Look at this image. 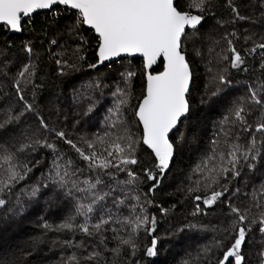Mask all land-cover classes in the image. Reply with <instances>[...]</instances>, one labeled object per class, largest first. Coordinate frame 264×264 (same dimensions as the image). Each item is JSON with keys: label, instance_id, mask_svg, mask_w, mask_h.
Segmentation results:
<instances>
[{"label": "snow or ice", "instance_id": "obj_1", "mask_svg": "<svg viewBox=\"0 0 264 264\" xmlns=\"http://www.w3.org/2000/svg\"><path fill=\"white\" fill-rule=\"evenodd\" d=\"M213 7V0H0V25L12 32L23 31L24 21L31 22L39 10H44L53 21L64 11L74 15L69 32L78 36L79 43L72 49V55L79 61L85 60L81 52L89 41L80 33L88 30L94 40L95 59V63L88 64L90 69L105 62L110 69L114 60L125 56L141 58L139 95H133L137 71L130 64L121 65L124 71L112 92L113 104L102 121V131L90 136L80 134L74 140L73 133L55 123L50 126L34 102L25 100V88L40 87L34 84V79L39 73L41 53L34 50L32 41L22 44L27 62L20 61L13 78L21 110L13 115L11 107L4 109L0 129L20 121L27 113L33 115L37 126L20 138L12 137L11 144L7 140L0 142V208L7 207L15 194L14 206L8 212L22 213L25 204L21 198L35 199L41 194V186L45 191L51 187L53 197L59 194L70 201L71 210L63 219L55 224L44 220L40 225L45 232L81 234L80 240L62 241L65 247L74 250L62 257L60 264H118L121 259L123 264H155L148 258L158 255L160 238L156 235V216L148 215V206L154 204L155 192L163 186L177 145L184 137L179 131L180 121L187 119L191 109L195 75L185 46L197 35ZM225 7L232 19H221L217 24L248 19L240 15L235 0H226ZM261 7L264 8V2ZM254 35L245 36V41L252 40ZM235 36L233 32L221 38L226 49L216 52L217 67L212 66L211 59L206 64L205 94L224 96L226 106L214 123L208 149L192 169L197 179L193 180L190 174L186 190L180 189L192 202L189 215L193 218L201 213L207 215L220 205L221 222L210 229L202 226L214 235L199 246L195 256L189 254L190 258L182 259L180 264H246L243 246L255 240V236L249 239V233L257 230L258 264H264V36L260 37L261 42L253 40L252 47L243 53L234 44ZM48 43L56 45L58 41L53 38ZM219 43L214 41V46ZM194 50L200 55L199 50ZM257 50L258 67L250 69L248 57L255 58ZM56 64L61 69L60 75L65 74L63 69L76 67L69 60L57 59ZM233 71L238 74L251 71V79L236 80L235 86L245 91L227 99L234 86L230 78ZM93 79L95 84L89 81L73 92L75 104L88 103L85 115L95 103L91 92L101 86L99 77ZM126 110L131 113V120ZM254 112L259 115L249 123L248 117ZM174 132L178 133L175 143ZM249 133L246 139L242 135ZM57 140L67 145V150L59 148ZM41 149L51 150L49 167L35 183L17 189L33 168L42 165V161L33 164L28 158ZM69 151L83 162L82 166L77 165ZM141 154L147 156V166L141 164ZM249 185L251 190L245 191ZM156 207L165 215L170 210ZM185 227L192 229L197 225L189 221ZM141 233L151 237L150 243L141 244ZM105 252L111 254V259L105 257Z\"/></svg>", "mask_w": 264, "mask_h": 264}, {"label": "trees", "instance_id": "obj_2", "mask_svg": "<svg viewBox=\"0 0 264 264\" xmlns=\"http://www.w3.org/2000/svg\"><path fill=\"white\" fill-rule=\"evenodd\" d=\"M262 2H264V0H235V3L239 6L240 15L248 17V19L236 20L233 23L221 26L217 24V21L221 19L231 20V13L230 10L225 7L226 0H213V10L205 16V20L202 26L199 27L198 33L194 38L198 40L212 26L214 31L218 34L222 32L224 36L226 33L235 32L236 36L233 38L234 44L236 48L243 53L246 48L252 47L253 40L261 42L260 37L264 36V17L261 16V13H264V8L261 7ZM192 11L195 14L197 12L195 9ZM74 21L75 16L68 14L67 11H64L55 21H53V18L46 12L36 13L31 22L28 20L24 21L22 26L23 31L20 33L9 34L8 30L0 26V46H3L6 52L15 55V58L18 59V63H20L22 58L25 57V53L22 51V44L27 41H32L34 50L41 53L39 59V73L34 79V84L40 85V87L36 89H33L31 86L25 88L24 91L28 90L25 92L23 91L25 100L29 103L34 102L35 106L42 112L45 120L49 122L50 126L55 123L58 128H63L67 132L73 133L72 139L75 140L78 139L80 134H88L90 136L94 130L95 133L102 131V121L108 114V108L112 106L109 101L114 99L111 92L115 90L116 83L120 80V73L124 70L121 65L125 63L127 65L130 64L132 69L137 71V75L133 78V95H139L142 86L139 70L142 67V63L139 58H121L113 61L110 69L108 63H105L103 66H98L96 69H90L88 64L95 63L92 33L86 29L81 31L80 35L88 39L89 43L84 46L85 50L81 52V55L85 56V60H77L72 55V49L79 43V39L77 35L69 32V25L73 24ZM253 33H255V35L252 40L246 42L245 36L252 35ZM189 36H191L190 30ZM53 38H55L58 43L56 45H49L48 42ZM61 46H63V48ZM185 47H187V45ZM61 52H65V54L61 56ZM186 55L192 65V70L195 75V87L190 97L191 109L190 113L187 115V119H182L179 124V131L184 133L183 140L177 145L176 154L170 162V168L167 170V176L164 178L163 186L155 192L154 204L148 207V215H155L157 222H164V220L175 219L176 216H179L178 224L182 221L187 223L189 221L195 222L203 218L205 220H211L219 225L221 222V217L218 214L220 205L214 206L212 210L208 211L207 215L201 213L193 218L189 215V213L192 212V202L185 196L184 191H180V189L186 190L189 183L187 177L192 174L194 165L208 149V144L212 139L214 131V123L223 115L226 106L224 96L216 98L205 94L206 76L203 67L198 59L187 52V48ZM254 56L255 58L252 56L248 57L250 69L258 67L259 50H257ZM57 59L69 60V62L74 63L76 67L75 69L65 68L63 69L65 74L60 75L61 69L58 68L56 64ZM153 70H156V67ZM103 73H106L104 83H101L99 90H93L91 92L95 103L91 111H88L85 115L88 103L75 104L73 102V92L76 89H80L81 85H86L87 82L83 84H78L77 82L81 79V76L85 75V77H87L93 74ZM230 78L233 79L234 86L228 91L227 99H231L233 95H240L245 91L244 88L235 86V81L251 79V71L247 74L243 72L238 74L233 71L230 74ZM121 86L123 85L121 84ZM11 88L13 93H15L14 88L12 86ZM34 91L35 97H33ZM13 96L15 98V95ZM202 100L204 101L203 103L201 102ZM133 103H135L134 100ZM207 110H209V112ZM11 111L13 115L17 113L15 109ZM27 114H30V117L26 120V123H24V120L20 123L21 119L13 127L11 125H6L3 129L0 141L7 140L9 144H11L12 137L20 138L22 133H30V130H34L37 126L36 121L31 113ZM203 114H208V116L203 118ZM126 115L129 120L132 119L131 113L127 112V110ZM257 115H259L258 112H254L250 115L248 117L249 123H252ZM3 119L4 114L0 113V122H2ZM73 125H75V127H73ZM177 134L176 132L172 134L174 143ZM242 135H244L246 139L247 135H250V133ZM56 143L62 150H67L68 146L64 145L62 141L57 140ZM194 145V149L189 148V146ZM69 155L77 162L78 166L83 165V162L78 160L74 152L69 151ZM28 158L33 164L36 160H40L42 161V165H37L33 168L32 173L26 177L25 181H21L16 186L17 189L23 187L25 184L31 185L36 182L41 172L49 167L48 161L52 159L51 150H38L37 153H32ZM140 160L141 164L145 166L149 163L147 156L144 154H141ZM121 178H123V176H121ZM192 178L195 180L197 176L192 174ZM256 182H259L258 178ZM12 197V203L5 208H0V264H51V258L54 254L51 252L49 244L46 242L44 244L46 233L45 230L40 227L42 223L39 219V215L42 213L43 208H50L53 205L62 204L63 198L59 194L53 197V190L51 187L45 191L41 186V194H38V196L31 201L29 199L25 200V202L30 203V205H25V211L18 215H13L8 212V208L13 207L15 203V194H13ZM43 203L46 205H43ZM156 205L170 210L166 215L162 214ZM173 205H175V207H172ZM60 206L54 211L56 216H60L61 212H64L63 209L60 210ZM34 210L38 211L34 212ZM45 214L47 215V213ZM60 218H62V216H60ZM9 219L12 220L1 229L4 222ZM249 219H251V216ZM253 236H255V240H260L258 230L256 233H249V239H252ZM150 239L151 237H149L148 243H150ZM24 243H32V245L37 244L38 247L24 250L22 247ZM109 244H111V242H109ZM248 246L249 243L243 246V253L246 255V264H251L250 259L252 258H254V264H258V251L260 245H257L255 249L253 247L248 249ZM255 250L257 251L256 253ZM188 257L190 258L189 255ZM154 258L155 257L148 259L153 261ZM176 262L177 259L174 255H168L164 258H160L159 262H155V264H175Z\"/></svg>", "mask_w": 264, "mask_h": 264}, {"label": "rangeland", "instance_id": "obj_3", "mask_svg": "<svg viewBox=\"0 0 264 264\" xmlns=\"http://www.w3.org/2000/svg\"><path fill=\"white\" fill-rule=\"evenodd\" d=\"M222 37H224L223 33L221 32V34H218L216 31L213 30V26H212L198 40H196V38H192L188 40V43L186 44L187 52L191 53L196 59L199 60L201 66L203 67V71L206 77L208 75V73L206 72V64L209 61V59L213 61L212 66L217 67L218 65H216L215 63L216 52H219L222 49H226V43L221 39ZM217 40H219L220 43L219 45L214 46V41ZM209 48H213V51L211 53L209 52ZM194 49L199 50L200 55H197ZM0 51L3 52V54H0V113L4 114V109L9 107H11V110L15 109L16 112H19L21 110V106L17 102L16 97L14 98L13 95H15V93H13L11 86L13 87V78L15 77L16 72L18 68L21 66V64L18 63V59L15 58L16 56L11 55L10 52H6L3 46H0ZM22 60L24 62H27L26 54L25 57L22 58ZM124 65L127 64L125 63ZM105 75L106 73L93 74L87 77H85V75L84 76L80 75L81 79H79L77 83L83 84L84 82L88 83L89 81H92V83L95 84L96 81L93 78L96 77H99L100 82L104 83ZM21 87L23 88V85H21ZM211 90L214 89L210 88V91ZM109 102L111 105L113 104V100ZM207 111L209 112V110ZM206 116H208V114L206 115L203 114V118H205ZM29 117L30 114H26L25 117L22 118L20 123H22L23 120L24 123H26L27 122L26 120H28ZM16 123L17 121H13L7 125H11L13 127L14 125H16ZM4 128L0 129V138L2 137V132ZM93 133H95V130L93 131ZM0 142H4V141H0ZM194 147L195 145L189 146V148L192 149H194ZM235 186L237 185H233V187ZM250 190H251V186L249 185V188L245 189V191H250ZM21 199L25 205H30V203L25 202V200L28 199L27 197H22ZM12 202H13V197H12ZM43 205L46 204L43 203ZM58 206H60V210L63 209L64 211L61 212L60 214L62 218H60V216H56V213L54 212ZM70 210H71V202L63 198L62 204L53 205L50 208L48 207L43 208L42 211L43 214L41 213L39 215V219L41 223H43L44 220H47L50 224H55L58 223L61 219H63V217L66 214H68ZM37 211L38 210H34V212ZM45 213H47V215ZM12 219L6 220L1 229H3V227L7 225ZM178 220H179V216H176L175 219H171L167 221L164 220V222H159V221L157 222L156 235L160 238V243H159L158 255L153 259V261H155L156 263L159 262L160 258H164L168 255L169 256L174 255L176 257L177 262L175 264H180L182 258L188 259L189 254L195 256L196 252L199 249V246L208 243L211 240L212 236L214 235L212 231L204 230L202 226H206L208 229H210L212 225H217L211 220H205L203 218H200V220L198 219L195 222L191 221L193 224H196L197 227L189 229L185 227L187 222L182 221L181 223L178 224ZM45 233H46V237L44 239V244L45 242L48 243L51 248V252L54 254V256L51 258V262H50L51 264H60L62 257H66L68 254H70L71 251L74 250L65 247L62 244V241L68 239L76 241L81 239L80 233H76L75 235H71L67 232H55V231H48ZM148 239H149L148 236H146L144 233H141L140 242L142 245L148 243ZM257 245H260L258 243V240H254L251 244H249L248 249L250 247H253L255 249ZM108 246L112 247V244H109ZM22 247L24 248V250H26V249L38 247V245L37 244L32 245V243H24L22 244ZM256 252L257 251L255 250V253ZM104 255L105 257L111 259L110 253L105 252ZM244 256L246 255L244 254ZM250 262L251 264H254V258L250 259ZM118 264H123V259H121L118 262Z\"/></svg>", "mask_w": 264, "mask_h": 264}, {"label": "water", "instance_id": "obj_4", "mask_svg": "<svg viewBox=\"0 0 264 264\" xmlns=\"http://www.w3.org/2000/svg\"><path fill=\"white\" fill-rule=\"evenodd\" d=\"M41 12H45L44 10H39L37 13H41ZM193 14H195V13H193ZM0 26H2V25H0ZM9 32V34H13V33H17V32H12V31H8ZM18 33H20V32H18ZM123 58H130V59H136V58H139V57H127V56H125V57H123ZM139 59H141V58H139ZM114 61H116V60H114ZM105 63H108V62H105ZM156 66H153V69L155 68ZM182 120V119H181ZM181 122V121H180Z\"/></svg>", "mask_w": 264, "mask_h": 264}]
</instances>
